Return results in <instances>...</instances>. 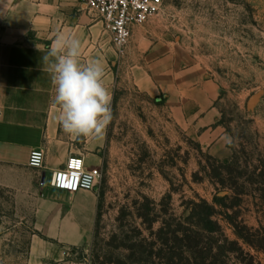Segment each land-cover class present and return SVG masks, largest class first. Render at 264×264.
Returning a JSON list of instances; mask_svg holds the SVG:
<instances>
[{
    "label": "rangeland",
    "instance_id": "obj_1",
    "mask_svg": "<svg viewBox=\"0 0 264 264\" xmlns=\"http://www.w3.org/2000/svg\"><path fill=\"white\" fill-rule=\"evenodd\" d=\"M154 18L219 85L218 124L241 157L229 167L231 182L240 186L241 169H264V0H167ZM110 108L99 151L94 234L75 256L91 264H244L241 252L220 254L216 248L222 233L239 240L226 208L217 206L214 217L222 233L205 231L197 214L190 216L193 208L200 210L194 202L213 203L229 190L217 173L229 176L221 163L232 156H212L171 118L161 99L130 81L115 85ZM76 144L84 153V141ZM50 176L0 164V264L31 263L38 202L48 190L57 191ZM248 187L250 194L229 212L237 223L258 227L264 204L256 185ZM243 246L264 264L263 251Z\"/></svg>",
    "mask_w": 264,
    "mask_h": 264
},
{
    "label": "crops",
    "instance_id": "obj_2",
    "mask_svg": "<svg viewBox=\"0 0 264 264\" xmlns=\"http://www.w3.org/2000/svg\"><path fill=\"white\" fill-rule=\"evenodd\" d=\"M165 28L150 18L133 29L121 53L103 21L81 9L78 0H0V164L28 167L33 148L45 151L42 178L63 167L71 154L81 155L87 168L103 162L105 131L99 138L72 136L56 119L60 108L42 57L59 33L80 41L81 64L101 63L110 95L120 81L132 82L161 99L171 118L212 156L230 158L233 149L218 124L221 89ZM56 190L38 202L30 264H91L75 251L93 238L99 197L89 190Z\"/></svg>",
    "mask_w": 264,
    "mask_h": 264
},
{
    "label": "clouds",
    "instance_id": "obj_3",
    "mask_svg": "<svg viewBox=\"0 0 264 264\" xmlns=\"http://www.w3.org/2000/svg\"><path fill=\"white\" fill-rule=\"evenodd\" d=\"M81 51L74 35L59 33L42 60L55 89L54 102L60 108L56 119L63 131L99 138L111 120V95L103 83L101 63L81 64Z\"/></svg>",
    "mask_w": 264,
    "mask_h": 264
},
{
    "label": "built area",
    "instance_id": "obj_4",
    "mask_svg": "<svg viewBox=\"0 0 264 264\" xmlns=\"http://www.w3.org/2000/svg\"><path fill=\"white\" fill-rule=\"evenodd\" d=\"M81 9L96 14L112 36L118 51L123 53L133 35V29L157 15L167 0H78ZM29 166L42 169L45 151L33 148ZM101 177L99 167L87 168L81 155L71 154L67 163L52 172L49 184L69 193L81 190L95 191ZM46 181L42 183L45 185Z\"/></svg>",
    "mask_w": 264,
    "mask_h": 264
},
{
    "label": "trees",
    "instance_id": "obj_5",
    "mask_svg": "<svg viewBox=\"0 0 264 264\" xmlns=\"http://www.w3.org/2000/svg\"><path fill=\"white\" fill-rule=\"evenodd\" d=\"M241 162V157L237 155V151H233V155L230 159L221 163L223 169H225L226 174L229 176L223 177L222 172L217 173L220 184L223 185L224 188H228L229 190L234 192V195L230 194L228 190L223 195L216 194L213 199V203H209L207 201H202L200 203H196L195 207H199L200 210L196 213V208H193L190 216H198V221L202 225V228L205 231L210 233H222V227L219 224L217 219L214 217L218 214L217 206L226 208L225 218L227 221L233 225L235 229V234L239 238V240H231L227 236L221 234V238H218L216 242V248L220 254H227L230 252H241L246 255L243 259L244 264H261L255 255L250 251H246L243 244H246L250 248L255 249L257 252H264V219L259 220L258 227H249L244 221L240 223L236 221L235 217L232 213L229 212V209H233L235 206L242 202V197L244 195L250 194L249 187L251 185H256L254 188V193H258L260 199L264 204V169H241L239 178L243 179L240 186L237 185L236 182H231L232 170L229 167L232 164ZM245 164L248 165L247 161ZM237 186V187H236ZM236 200L234 203H228L230 200ZM99 207H100V199H99ZM242 240L243 244H241Z\"/></svg>",
    "mask_w": 264,
    "mask_h": 264
},
{
    "label": "water",
    "instance_id": "obj_6",
    "mask_svg": "<svg viewBox=\"0 0 264 264\" xmlns=\"http://www.w3.org/2000/svg\"><path fill=\"white\" fill-rule=\"evenodd\" d=\"M254 99H255V97L253 98V100H254ZM253 100H252V101H253Z\"/></svg>",
    "mask_w": 264,
    "mask_h": 264
}]
</instances>
